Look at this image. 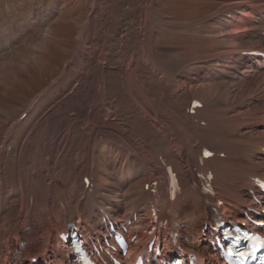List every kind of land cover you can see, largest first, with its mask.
<instances>
[{
	"label": "bare ground",
	"instance_id": "bare-ground-1",
	"mask_svg": "<svg viewBox=\"0 0 264 264\" xmlns=\"http://www.w3.org/2000/svg\"><path fill=\"white\" fill-rule=\"evenodd\" d=\"M99 1L106 5H100L102 7L97 10ZM225 1L220 12L227 10L229 14L224 20L232 19L223 21V27L217 29V37H227L224 40L230 46H221L216 54L206 55L197 62L204 67L211 61L215 65L196 74L189 91L193 94L196 88L203 89L204 94L212 96L223 85L228 86V81H235L239 87L235 91H238L236 96L242 98L244 107L236 115L230 105L207 103L200 110L206 126L199 127L191 123L185 111V106L194 97L187 91L178 94L177 91L183 88L178 80L175 83L170 73L179 60L174 58L172 50L163 49L159 56L153 54V25L145 18L151 11L150 0L122 1L124 4L116 0H94L92 28H89L92 35L87 36L97 43L103 41L85 55V46L80 45L79 52L75 54L76 75L73 80L78 81L77 93L73 94L71 89V97L63 98L65 105L36 125L20 143L17 157L12 159L10 153L14 130L21 121L12 125L7 147L0 150V191H3L0 201L6 210L0 223V239L2 242L9 239L13 247L17 241L26 242L20 264L70 263L66 244H62L67 229L65 213L68 212L70 218L79 214L84 229L91 226L93 232H101L105 224L100 220V209L109 213L111 208H122L123 201L115 202L114 198L123 196L121 189L127 183H133L140 170L156 163L158 155L168 159L182 174L183 191L174 202H169L166 191H163L160 199L162 213L169 215L170 221L160 232L152 227L151 231L140 233L139 241L159 234L166 238L174 229L175 221L183 220L182 233L185 236L169 249L172 254H166L165 258L173 254L181 258L190 256L193 264H210L217 258V253L208 246L207 238H201L199 234L210 208L204 203L199 189L189 185L194 179L190 168L196 165L197 157L206 147H212L216 154L224 153V157L215 155L205 167L212 168L215 173L216 199L222 201V210L232 216H240V208L249 203L247 189L251 187V177L264 176V162L256 161L257 158L264 161V64L242 55V52L258 46L264 50V37L260 36L264 31V0ZM238 12L241 15L246 13L245 18L236 21ZM16 23L7 24L0 19V51L9 50V56L23 44L24 32L32 29L26 20L19 26ZM36 24L40 25V20ZM83 30L81 33L85 34ZM237 32L242 34L237 35ZM86 55L89 57L84 58ZM198 64L196 66L200 67ZM196 66L191 68L196 70ZM230 70L232 73L228 76ZM200 82H205V85ZM241 88L244 89L242 95ZM249 97L256 100L249 99L246 103ZM37 100L38 97L30 102L27 113ZM240 122L244 123L242 132L238 127ZM253 126L260 127L256 130L259 135L251 138L248 132ZM96 129L104 136L97 135ZM64 133L69 135L66 149L53 161ZM100 138L108 141L112 150L115 147L120 151L132 148L129 153L132 161L119 166L109 158V162H113L109 166V176L116 182L114 191H111L116 194L110 198L100 195L97 187L90 192L84 189L83 178L93 177L95 143ZM53 169L58 170L64 179L48 178V170ZM154 172L162 174L163 169L158 166ZM10 180H16L18 184L13 186L11 195L4 190L11 185ZM17 197L19 202H14ZM149 197L150 192L145 191L142 199ZM68 199H75V202L67 204ZM47 205L52 210L44 214ZM14 206L17 208H11ZM138 210L135 206L133 212ZM15 211L18 212L14 214ZM14 222L18 227L12 233ZM144 254L150 256L147 252ZM7 258L0 246V264Z\"/></svg>",
	"mask_w": 264,
	"mask_h": 264
},
{
	"label": "rangeland",
	"instance_id": "rangeland-1",
	"mask_svg": "<svg viewBox=\"0 0 264 264\" xmlns=\"http://www.w3.org/2000/svg\"><path fill=\"white\" fill-rule=\"evenodd\" d=\"M116 1L127 2V0ZM225 3V0H150L148 3L151 11L146 13L145 18L146 21H150L152 18V22L148 21V23L153 25L151 36L153 54L159 56L163 49L172 50L174 58L179 60L178 65L173 67V71L171 70L174 73L170 72L174 76L175 83L179 82L178 84L183 88L177 91L178 94H181V91L182 93L187 91L191 94L189 88L190 82L195 80L193 77L206 71V68L210 70L211 65H215V62L211 61L212 63L210 62L206 67L201 66L200 63H197L200 59L206 55L216 54L217 49H220L221 46H230L224 40L225 36L217 37V29L223 27V21L229 22L232 19L230 17L224 20L225 15L229 12L224 10L212 18ZM94 5V0H0V19L7 24L17 22L18 26L26 20L28 24L32 25L30 31L24 32L23 44L18 46L14 54L9 56L10 51H6L5 54L0 52V150H5L2 147L3 145L6 146L5 142L10 137L12 125L16 121H21L14 130L15 137H13L12 153H10L12 159L18 156L20 143H23L22 141L31 134L35 126L65 105L66 102L63 98L71 97V89L74 91L73 94L77 93L78 81L73 80V76L76 75L74 69L75 54L79 52L80 45L84 44L85 51L83 54L85 55L90 53L96 44L100 45V42L103 41L97 43V40L94 41L87 36L92 35L89 28H92L91 16L94 14L92 10ZM100 5L105 7L106 4L99 1L96 6L97 10L102 7ZM239 13L235 14L236 21L238 18H245L246 13L245 15ZM39 20L40 25L36 24ZM86 22H89V25H85ZM81 30L86 35L82 34ZM103 32L105 33V30ZM221 33L220 31V35ZM236 34L241 35L242 33L237 32ZM221 38L223 39L221 40ZM113 50L116 51V49ZM81 56L83 55L81 54ZM85 57L89 56L86 55ZM6 62L12 63L6 64ZM196 64L200 67H197ZM193 66L197 67L196 70L191 68ZM185 68L187 69L186 72L183 71ZM229 73L228 76H231L232 70ZM218 81L220 80L218 79ZM200 83L205 85V82ZM228 83L230 86L223 85L212 96L208 93L204 94L203 89L197 88L193 91V95L199 98L203 104L215 103L220 105L222 103V105H230L229 108L238 115L239 109L244 107L242 98L236 96L238 91H235L239 87L235 81L230 80ZM243 90V88L240 89V95L244 93ZM36 97H38L37 103L27 113L28 105ZM177 98L182 99L181 97ZM253 98L249 97L246 103ZM254 100L256 99L254 98ZM25 110L26 116L24 119H19ZM243 126L244 123L242 122L238 124L239 132L243 131ZM258 129H260L259 126H253L248 135L250 134L251 138L257 137L259 132L256 133V130ZM95 131L97 135L104 136L98 129ZM254 133L256 134L252 135ZM68 138V133L62 135L58 148L53 155V161H56L66 149ZM102 139L100 138L95 143L96 149L92 163L94 166V186L98 188L100 195L109 198L116 194L111 192L114 191L116 182L110 179L109 166L113 162L115 165L118 162L120 166L132 161V159L129 154L120 151L119 148L115 147L112 150L111 144L108 141H102ZM130 149L132 150V148ZM109 158H113V162H109ZM57 171L56 169L48 170L47 177L57 180L64 179ZM138 177L133 186L126 185L125 188L121 189L124 203L127 205L133 203L143 194L142 186L147 175ZM10 184L4 190L6 194L11 195L13 186L18 184L16 180H10ZM16 193L18 194L19 190ZM114 199L117 202L116 200L122 199V196ZM14 202H19V197ZM11 208H17V206ZM106 208H108L107 205ZM115 209L111 208L109 214L111 215ZM50 210L52 208L47 205L43 213L46 214ZM128 210L129 208H126L122 212ZM17 212L15 211L14 214ZM144 214L145 212L142 213V215ZM12 224V233H15L18 224L16 222Z\"/></svg>",
	"mask_w": 264,
	"mask_h": 264
},
{
	"label": "snow or ice",
	"instance_id": "snow-or-ice-1",
	"mask_svg": "<svg viewBox=\"0 0 264 264\" xmlns=\"http://www.w3.org/2000/svg\"><path fill=\"white\" fill-rule=\"evenodd\" d=\"M205 155H211V153H207L206 152ZM251 239L254 242H259V240H260V238L258 236H254ZM254 247H255V245H254ZM239 255L243 257V256H247V255H250V254L249 253H245V252H240Z\"/></svg>",
	"mask_w": 264,
	"mask_h": 264
}]
</instances>
